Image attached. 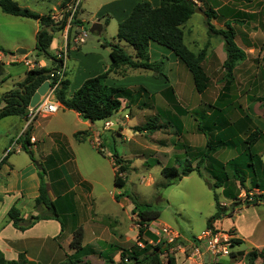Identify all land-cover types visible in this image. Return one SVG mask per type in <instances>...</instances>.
<instances>
[{"label": "rangeland", "instance_id": "obj_1", "mask_svg": "<svg viewBox=\"0 0 264 264\" xmlns=\"http://www.w3.org/2000/svg\"><path fill=\"white\" fill-rule=\"evenodd\" d=\"M15 1L20 7L27 4V8L32 11L45 12L46 7H50L55 0ZM93 1L96 0H91V2ZM79 2H81L79 15L85 20L83 28L87 32L85 40H87L89 51H96L95 47L101 50L102 46H104H101V44L105 43L107 46H110L112 37L116 38V23L113 21L108 26H105V29L100 33L90 32L89 28L95 22L93 16L90 14L91 8L85 4L84 0H79ZM57 11L59 13L57 20H59L62 12L60 9H57ZM199 18L201 21L200 26L195 31L194 37L188 33V28L186 27L188 23L182 29L185 43L193 52L197 53L201 49H205V57L201 63L209 78L205 92L201 94L196 92L190 72L181 62L175 63V55L171 50L157 43H152L153 48L150 47L148 52L150 60L164 61L163 72L168 78L169 83L174 87L173 95L177 103L186 110L184 115H179L184 126L180 134L168 122L169 117L175 114L172 108L174 102L169 98L167 100L159 92H156L159 90V85L164 83L163 76L160 75L156 79L154 77L155 72L136 69L134 70L137 71L134 74L136 76L139 74L153 77L149 81L141 79L139 83H142L146 89L148 88L154 93L150 96L146 91L140 98L141 102L139 106L136 105V107H130L123 100L121 103L122 110L119 111V115L116 117L120 121H113L109 125L108 130L103 129L104 120L94 121L92 127L99 134L98 143L94 140V146L87 140L80 144L69 141V150L75 158L76 164L92 184L91 192L94 198V213L98 215H101L104 211H108V214L110 213V216L103 215L101 219L93 217L96 224L92 227L86 223L87 231L84 242L89 243L96 249V253L94 254L102 251L108 252L111 248H106L111 242H119L123 248L130 247L135 243V240H125L123 236H120V240L118 239L116 233L120 232V230L122 231L121 233L126 232L129 226L132 227L131 224H134V228L137 230V225L135 224L136 216L130 215V220L127 210L119 207L121 205L116 204L111 195V193L118 190L113 183L111 165L113 155L116 154L118 157H121L124 153L128 155L131 152L133 156H130V158L134 163H131L130 160L122 156V160L126 159L124 160L125 163H123L126 169L123 172L117 173L118 176H121L125 180V186L122 189L128 195L126 198L121 197L120 202L125 207L129 202L133 206L131 203V198H133L140 204H151L153 208L160 211V220L153 224L150 223L151 225L148 224L149 230H147L153 232L151 234L154 237H148V235L142 236L140 246H143V240H147L152 246L156 244L161 245L162 242L168 243L167 239H165L167 235L161 233L160 228L163 225H167L166 227L171 230V232H168L170 237L175 236L178 232L177 239L175 238L171 242L173 245L168 251V254L177 259V263H181L183 259H193V262L198 261L197 259L202 254L205 257L211 258L212 255L205 250V245L202 242H195V236L204 230L207 218L215 212L213 195L216 194L219 203L226 210L225 216L228 217L229 215V218L223 217L221 226L224 228L219 226L221 229L215 230L227 233L235 238L232 230L233 227L225 228L231 222H234L240 236L247 237L244 240L240 239L242 244L236 245V248L231 245L228 249V254L217 255L216 257H219V260L226 257L228 258L227 262L230 263L241 261V264H246V254L252 250H256L258 257L255 263L260 264L262 262L264 255V204L258 203L247 206L245 202L238 199V195L235 200L224 198L221 188L213 186V179L209 176L203 165L200 166L202 176H199L196 171H192L185 176V171L182 172V169L187 166L185 164H189L191 167L196 166V158L198 156L195 154V151L204 144L203 137L197 130L196 124L200 120L202 122L206 120L204 111L212 113L214 110H218L231 119L240 116L244 118L245 115H248L251 121L247 122L245 120L248 124L244 128V133L241 134V137L248 136L255 128H258L261 132L259 135V139L261 140L257 144V149L264 151V90L261 88L264 82V47L256 48L248 55V58L245 57L243 61L236 63L233 69L235 73H233L230 95L221 101H217V93L224 83L225 70L223 62L226 58L225 51L220 45L219 40H222V38L219 35H210L215 37L211 41L205 38L204 28H207V26L205 20L201 19V17ZM34 26V19L5 14L0 10V43L5 45V43H9L12 40L18 41V39H22L23 44L21 48L32 52L35 47ZM193 39L196 43L193 42ZM206 39L207 43H205ZM98 40L100 43H98ZM72 46L71 44L70 47L72 48ZM121 47L130 54L134 53L133 48L126 42L122 41ZM17 49L14 48L9 51L18 54ZM9 51L6 50V56L9 54ZM49 51L52 53L54 50L50 48ZM68 55L67 64L71 66L68 70L70 76L69 90H71L77 83V78L75 79L77 69L82 70V66L78 65V62L76 63V51L69 50ZM105 59L109 61L108 55L105 56ZM4 60H7V57ZM75 63L76 70L75 65L72 67V64ZM21 70L22 67L18 64L4 66L3 73L0 75V98L4 92L13 88L16 76ZM21 75L19 74V76ZM134 82L136 84L138 81L135 80ZM123 83L126 84L128 82L125 81ZM252 85L257 86L255 89L250 90ZM258 98L261 100L257 101ZM143 106L144 109L142 108ZM195 111L198 113H195ZM125 113L129 114V119L123 118ZM202 113L204 114L202 116L203 119L201 117ZM49 117H38L36 121L45 122L46 128L51 129L54 126V119L49 120ZM152 118H156L152 130L148 128L144 129ZM69 119L74 123L71 116ZM124 122H127L128 128L122 125ZM67 125L73 124L69 122ZM1 129L0 127V131ZM121 132H123L122 135L117 136ZM235 154L236 152L232 149H219L212 155L220 161H225L234 157ZM262 159L264 161V152H262ZM164 166L177 167L180 178L168 179L164 177L161 173ZM62 170L66 175L65 183L67 188L70 187L72 189L76 182L73 163L67 161ZM170 181L171 184L167 185ZM229 188L234 192L238 190L232 184H229ZM239 188V191L241 189L248 190V187ZM72 195L73 193H71ZM115 212H118L120 216ZM59 213L62 216L61 219H64L65 228H67L72 218L71 212L62 210ZM78 218L77 215L75 222ZM89 227L91 228L89 229ZM179 233L184 235H180ZM58 244H60L59 246L64 253L67 252L68 245L63 238L58 241ZM121 245L119 248H122ZM194 247L198 248L199 252L197 255L192 254ZM233 248L235 249L233 250ZM118 252L116 251V254L113 256L114 262L119 260ZM166 254L165 252L160 255L163 264L166 263ZM66 255L62 264L68 263ZM189 255L192 257L188 258ZM85 258L83 257L82 262L78 264H83L86 261ZM90 260L91 264H112L104 261L97 255H91ZM216 260L218 259H215V262ZM24 264L32 263L27 262Z\"/></svg>", "mask_w": 264, "mask_h": 264}, {"label": "trees", "instance_id": "obj_2", "mask_svg": "<svg viewBox=\"0 0 264 264\" xmlns=\"http://www.w3.org/2000/svg\"><path fill=\"white\" fill-rule=\"evenodd\" d=\"M72 1L75 0H64L63 7H66ZM240 1L249 2L250 0ZM196 6V3L192 0H160L158 6H153L148 1H139L135 3L129 14L118 23L116 34L118 40H123L133 48L134 54L128 53L118 43L110 44V67L104 72L86 78L69 97L67 96L69 80L65 78L54 90L55 100L58 101L63 108L77 112L80 118L86 121H105L112 118L121 107V98H129L131 92L124 87L113 86L106 83V79L111 71H115V69L120 66H125L131 69L153 71L155 72L154 77L158 78L161 75L163 78H166L163 72L164 61L150 60L149 58L148 46L150 41L171 50L178 61L190 72L196 92H203L207 88L209 80L201 64L205 57V49H201L197 53L193 52L184 42V32L182 29L183 24L194 13ZM77 8L78 5L71 18V24L73 26H78L82 23L77 17ZM0 10L5 14L31 18L39 22L40 28L36 34L35 43V49L38 54H48V47L52 41L53 33L64 28L66 18L70 13V9H67L63 12L62 18L56 21L52 18L51 14L40 15L27 8L20 7L15 0H0ZM204 12L207 14L205 23L208 34L219 35L222 38L226 55L223 62L225 70L224 83L216 97L217 101H221L229 97L233 69L237 62L245 59L246 54L235 43L233 28L227 26L226 29H216L213 24L210 23L213 12ZM245 15L249 14L245 13ZM59 23L60 25H58ZM106 23L107 20H105V24ZM48 26L51 27L48 28ZM42 27H44V29H41ZM72 31L74 32L75 29L70 30L68 33ZM0 50L6 53V50L1 47ZM49 70L50 68L45 66L31 68L27 70L22 82L18 83L9 91L4 92L0 98V103H3L0 107V119L9 115L24 117L31 96L36 88L45 81ZM261 88L264 90V82ZM162 93L167 100L169 98L174 102L172 108L176 110L177 113L172 114L168 122H170L171 125L175 127L178 134H180L182 132L183 123L179 115H184L186 110L177 103L173 95L174 91L170 86H167ZM260 100L259 98L257 99V101ZM195 113L198 112L195 111ZM207 113L208 112L204 111L206 120L204 122L200 120L196 124L197 130L205 137L204 146L195 151V154L198 156L196 166L191 167L189 164H185L187 166L182 169V172L185 171L190 173L191 171H196L199 176H202L200 166L203 165L204 169L213 179V186L215 188H221L222 195L226 199L235 200L240 192L239 187H246V180L249 181L251 188L256 187L264 189V165L254 149V144L261 134L260 130L255 128L248 136L241 138L239 134L244 133L243 131L244 128L247 127V122L251 121L248 115L244 116L245 119L241 118L239 121L232 123L225 114L220 113L218 110ZM204 114L202 113L201 117ZM155 119L156 118L150 119V123H147L144 129L148 128L152 130L156 121ZM245 120L247 122H245ZM23 141L25 142V140ZM22 146L26 150L24 144ZM227 146H231L238 152L236 157L222 162L212 155L218 148ZM98 152L101 153L100 151ZM113 160L115 165H117V169L113 176V183L116 187L122 189L125 186V180L121 176H118L117 173L123 172L126 169L123 164L124 160L116 154L113 155ZM44 173V169L39 173L40 182L38 195L34 199V208L37 214L28 218H23L20 210L14 206H11L7 212L8 217L12 221V225L19 230L31 227L40 219L50 218L56 219L60 223L61 231L65 228L64 219H61L62 216L59 212L62 210L69 211L70 207H66L59 203L61 208H58L59 204L50 200L46 190ZM161 173L168 179L179 177V170L175 166H164ZM170 184L171 181L167 183V185ZM229 184H232L238 190L234 192L229 188ZM122 194L126 195L125 192ZM115 197L117 198L119 195ZM213 199L215 202V212L206 220V228L210 229H213V223L216 220L221 219L226 214V210L219 203L216 194L213 195ZM131 202L133 204L131 214L136 216L137 242H141V237L145 235L154 237L151 234L153 232L148 231V224L160 217V211L153 208L151 204H140L133 198H131ZM253 204L255 205L257 203H247L246 205L249 206ZM83 236L84 231L81 226L73 230L71 240L68 244V248L72 250V254L66 255L67 264H78L82 262L84 256L96 253V250L90 245L83 244ZM143 241V246L138 245L137 242L127 248H115L110 246L111 249L108 250V252H100L99 255L104 261L112 264H163L160 255L166 252L165 264H176L175 258L168 254L173 243L162 242L161 245L156 244L152 246L147 240ZM240 243V239H231L232 246H236ZM116 251H119V260L114 262L112 253ZM257 257L258 252L256 250L248 252L245 256L246 264H256L255 260ZM24 263H27V260L21 255L17 260H6L0 252V264ZM83 264L91 263L89 260H86ZM260 264H264V255Z\"/></svg>", "mask_w": 264, "mask_h": 264}, {"label": "crops", "instance_id": "obj_3", "mask_svg": "<svg viewBox=\"0 0 264 264\" xmlns=\"http://www.w3.org/2000/svg\"><path fill=\"white\" fill-rule=\"evenodd\" d=\"M63 1L64 0H55L50 7H46L45 12H33H36L40 15L51 14L52 17L57 18L59 15L57 9H60L62 13L65 12ZM139 1H148L153 6H158L160 4V0H96L93 2H91V0H84L85 4L91 8L90 14L93 16V20L102 24L101 31L105 29V26H108L113 21L118 26V23L129 14L134 4ZM192 1H194L196 5L202 8L204 11L213 12V17L210 19V23L213 24L216 29H226L227 26H231L233 28L234 41L237 46L245 52L246 58H248V55L252 53L256 48L264 47V0H250L249 2L240 0ZM23 8H27V4L23 5ZM80 9L81 2L78 3L77 17L82 21L81 25L78 26L83 27V23L85 20L79 15ZM244 12L249 15H245ZM199 17L205 20L203 16L197 13H193L191 17L183 24L184 26L186 23H188L186 27L188 28V33H190L192 37H194L195 31L197 30L198 26H200L201 21L199 20ZM105 20H107L106 24ZM39 28V22L35 20V26L33 30V35H35V43L36 34ZM71 33H67L65 28L59 31H55L53 33V38L50 46L48 47V54H38L35 47L34 51L32 52L25 49L26 52L24 54H15L10 52L9 50H12L14 48H21V45L23 44L22 39H18V41L12 40L9 43H5V45H2L0 43L1 48L10 52L6 56V54L0 50V75L3 73L5 65H20V67H22V70L19 71V74L22 75L19 76L18 74L16 76V80L13 84L14 88L18 83L23 81L27 70L34 67L43 66L52 68L56 64V60L53 57L60 49L66 48L68 51L74 50L76 51V63L78 62V65L82 66V70L79 68L77 69L75 75V79L77 78L76 86L72 87L71 90H69L70 84L68 86L67 96H71L73 91L77 89L86 78L106 71L111 64L110 58L109 61L108 59H105L106 55H108L109 57L110 46H107L105 43L101 44V46L104 45L102 46L101 50L95 47L96 51H89L87 40H84V42L81 44H74L70 39L67 38V36L71 35ZM204 35L205 38H207L209 41L215 38L214 36H208L206 27L204 28ZM207 39L205 40V43H207ZM111 40V44L118 43L120 46L122 45L123 40H118L117 37H112ZM193 42L196 43L194 39ZM219 42L223 47V41L219 40ZM98 43H100L99 40ZM152 43L155 42L150 41L148 52L150 47L153 48ZM71 44L73 45L72 48L70 47ZM50 48H53L54 50L52 53L49 51ZM6 57L7 60H4V58ZM76 63L72 64V67L75 65V70ZM175 63H179L176 56ZM70 67L71 66L68 65L66 61L65 78L68 80L70 78L68 73ZM134 70L136 69L131 70V68L129 67L126 68L125 66H120L115 69V71H111L106 79L107 84L124 87L131 92L129 98H121V103L124 100L130 105V107H136V105L139 106V103L141 102L140 98L145 94L146 91L150 96L152 95V93H154L152 92V90L148 88L146 89L145 85L139 83L141 79L149 81L153 79V77H149L146 75L142 76L138 73V76H136L134 74L137 71ZM233 73H235L234 70ZM135 80L138 81V84H135ZM125 81H127L128 83H123ZM167 86H170L174 91L173 85L169 83L168 78L166 77L164 78V83L162 85H159V90L156 89L158 90L156 92H159L162 95V92L165 90V88H167ZM256 86L257 85H252L250 87V90L255 89ZM203 92H205V90ZM2 105L3 103H0V107ZM142 108L144 109V106ZM120 110H122V107H120L113 120L112 117L104 121V130H108L109 124H111L113 121L115 122V118L119 115L118 113ZM174 111L176 113V110ZM128 115L129 114H127V116ZM70 116L73 118L74 123L70 121ZM241 118L242 116L235 119L229 118V120L233 123L239 121ZM51 119H54V126L51 127V129L46 128V126L44 125L45 122L35 120L33 124L28 128L25 135L21 136H19V134L23 128V116L9 115L0 119V127L2 128L0 131V252L6 260H17L21 255L27 260V262H31L32 264H62L64 262L65 255H70L72 250L68 248L67 252L64 253L61 250L58 241L62 240L63 238V240H65L68 245L72 237L70 236V234H72L73 230L76 227L81 226L84 231L83 244L90 245L89 243L84 242L87 231L86 223L92 227L94 226V224H96V221L93 217L101 219L103 215L110 216V213L108 214V211H104L101 215L94 213V198L91 192L92 184L90 180L82 173V171L76 164L75 158L72 156L71 151L69 150V141L80 144L87 140L90 142V144H93L94 140H98L99 134L97 130L92 127L94 123L81 119L77 112L71 109L63 108V106L61 105L56 113L50 115L49 120ZM69 122H71L73 125H67ZM106 123H109L107 125L108 127H106ZM76 124H78V126H76ZM122 125L125 128H128L127 122H124ZM122 133L123 132L118 133L117 136L122 135ZM76 134H79L78 137H76ZM200 134L202 135L205 144V137L202 133ZM241 134L242 133L239 134L240 137ZM31 137L34 138V141L30 140ZM23 140H25V142ZM260 140L261 139H258L255 142L254 149L264 165V161L262 159V152L264 151L257 149V144ZM23 144L26 150L23 148ZM204 144L198 148L201 149ZM219 149L234 150L236 152L234 157H236L238 154V152L231 146L220 147L217 150ZM122 156L127 160H130L131 163H134V161L130 158V156H133V153L130 152L128 153V155L124 153ZM122 156L120 158H122ZM35 159L37 164H35ZM67 161L73 163L74 166L76 182L73 185L72 189H70V187L67 188V185L65 183L66 175L62 170ZM196 161H198V158H196ZM111 165L114 176L117 165H115L113 158L111 160ZM42 169H44L45 171L44 181L50 200L55 201V203L57 204L61 203V205L70 207V210H68L71 212L70 215L72 218L68 224L69 227L67 226L65 230L63 229V231H61L60 223L56 219L52 218L40 219L36 221L31 227L24 230H19L12 225V221L7 215V212L11 206L18 208L23 218H28L37 214V211L34 208V199L38 195V187L40 182L39 173L40 171H42ZM185 173L188 174V172ZM185 173L184 175L186 176L187 174ZM178 178L180 177H177L175 179ZM245 186L246 188L248 187V190L251 189L248 180H246ZM116 188L118 190L114 191V193H111L112 199L116 202V204L121 205L119 207H123L127 210L128 218L131 220L130 215H132L131 209L133 206H131L129 202V204H126L127 206L125 207L120 202L121 197L126 198L128 197V195L126 193V195L122 194L123 192H125L124 189L118 187ZM71 193H73L72 196ZM118 195L119 197L116 198L115 196ZM61 205L59 204L58 208H61ZM115 213L120 216L118 212ZM77 215L79 218L75 222ZM112 216L114 217V215ZM82 218H84V220H82ZM222 218L216 220L213 223L214 230L221 229L219 228V226H221ZM227 218H229V215ZM159 220L160 219L158 218L157 220L152 221L151 224L158 222ZM131 226L132 227L129 226V229L124 233H121V230L120 232L116 233L119 240L121 239L120 236H123V238L125 237V240L132 239L135 240V243L137 242V230L136 228H134V224H131ZM91 227H89V229ZM229 227H233L232 230L235 234V238L241 240L247 238L245 236H240L234 222H231L230 225L225 228ZM66 229L69 231H67ZM204 229H206V225ZM179 234L184 235L181 233ZM185 236L189 237L187 235ZM120 245L121 244L119 242H111V244H109L106 249L110 248V246L119 248ZM90 246L94 248L92 245ZM121 247L123 248L122 245ZM235 248H233V250ZM99 254L100 253L89 254L84 257H86V260L91 261V255H97L98 257L102 258ZM115 254L116 253H114L112 256H114ZM117 255H119V252ZM215 259L219 260V257L208 258L205 257L204 254H202L200 255V258L197 259L198 261L195 262H193V259H183L181 263H177V259H175V261L176 264H241V261H235L233 263L227 262L228 258L226 257L222 258L219 261L216 260V262Z\"/></svg>", "mask_w": 264, "mask_h": 264}, {"label": "built area", "instance_id": "obj_4", "mask_svg": "<svg viewBox=\"0 0 264 264\" xmlns=\"http://www.w3.org/2000/svg\"><path fill=\"white\" fill-rule=\"evenodd\" d=\"M79 0L74 1V6L70 9V13L66 18L64 28L68 33L70 30L75 29V31L71 33L70 36H67L74 44H81L84 42L86 37V30L82 26H73L71 24L72 14L77 7ZM63 13H61L62 18ZM54 20L57 21V18L52 17ZM60 18V19H61ZM59 19V20H60ZM68 58V50L66 48H62L56 52L54 59L56 60V64L50 68L49 72L47 73V78L45 81H49L50 85L48 90L46 91L45 95L40 97V100L33 106H27L26 114L23 117V128L19 134L25 135L28 128L33 124V122L38 117H48L56 113L60 107L58 101L54 98V90L59 86L60 82L65 79V70H66V61ZM123 118H128L127 114L123 115ZM117 122V118L115 119ZM115 121V122H116ZM109 123H106V127H108ZM110 125V124H109ZM31 141H34V138H30ZM98 143V141H97ZM238 199L242 202L253 203L256 202L264 204V189L259 188H251L249 190H241L238 194ZM223 204V203H222ZM161 233L166 234L167 236L165 239L168 243H171L175 238L178 237L176 233L175 236L170 237L168 232H171L170 228L166 227L165 225L161 226ZM233 236L222 233L220 231H214L213 229L206 228L200 234L195 236V242H202L205 245V250L208 251L212 257H216L217 255H226L228 254V249L231 247V239ZM138 245H141L139 242ZM198 248L194 247V251L192 254H198ZM192 256L189 255L188 258Z\"/></svg>", "mask_w": 264, "mask_h": 264}, {"label": "water", "instance_id": "obj_5", "mask_svg": "<svg viewBox=\"0 0 264 264\" xmlns=\"http://www.w3.org/2000/svg\"><path fill=\"white\" fill-rule=\"evenodd\" d=\"M74 6V1H72L68 6L65 7V11L66 9L69 7V8H72ZM194 13H197V14H200L201 16H203L204 18L207 17V14L204 12V10L202 8H200L199 6H196L195 9H194ZM60 25V23L58 24ZM51 26H48V28H50ZM41 29H44V27H42ZM102 30V24L99 23V22H94L91 24L90 28H89V31L90 32H98L100 33ZM26 52V50L24 48H18L17 49V53L18 54H24ZM49 81H43L35 90V92L33 93V95L31 96L30 98V102H29V106H33L35 105L39 100H40V97L45 95L46 91L48 90L49 88ZM35 164L36 161H35ZM187 174V173H185Z\"/></svg>", "mask_w": 264, "mask_h": 264}]
</instances>
